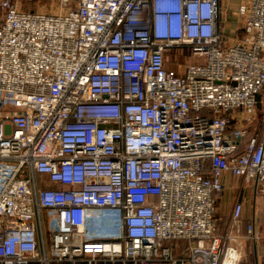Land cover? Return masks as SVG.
<instances>
[{
  "label": "built area",
  "instance_id": "obj_1",
  "mask_svg": "<svg viewBox=\"0 0 264 264\" xmlns=\"http://www.w3.org/2000/svg\"><path fill=\"white\" fill-rule=\"evenodd\" d=\"M51 1L0 0V264H239L216 198L264 196V0L231 37L221 0Z\"/></svg>",
  "mask_w": 264,
  "mask_h": 264
},
{
  "label": "crops",
  "instance_id": "obj_2",
  "mask_svg": "<svg viewBox=\"0 0 264 264\" xmlns=\"http://www.w3.org/2000/svg\"><path fill=\"white\" fill-rule=\"evenodd\" d=\"M242 2L243 0H221V8H222L221 25H222V32L225 36L228 37L234 36L235 34L234 32H236L239 26L237 9ZM223 181H224V190L221 193L217 194V198H216V200H219L218 202L219 208L227 207V205L231 201V198L233 199V203L236 199H240L243 201V208L240 219V228H241L240 234L242 236L240 242V252L242 254L245 245L248 242H252L256 250V255L254 258L255 264H264V196L254 195L253 192L252 194H250V192L242 191L243 188L238 187L239 180L232 178L230 175H225ZM47 185L52 186V184L50 183H47ZM223 196H227L229 198V201L222 205L220 200ZM227 220H229V218ZM220 222L221 221H219L218 224V230L223 231L226 226L225 227L223 226L224 228L221 227ZM248 224H253L254 232L258 236L256 240L247 238L246 235H247ZM257 260L260 263L258 262L256 263Z\"/></svg>",
  "mask_w": 264,
  "mask_h": 264
},
{
  "label": "rangeland",
  "instance_id": "obj_3",
  "mask_svg": "<svg viewBox=\"0 0 264 264\" xmlns=\"http://www.w3.org/2000/svg\"><path fill=\"white\" fill-rule=\"evenodd\" d=\"M20 2V6L25 10V11H32V10H39V11H50L51 7L53 5V2L51 0H35V3L31 4V3H26L24 0H18ZM241 182H238V187L241 188ZM244 192H250V194H252V187H247L244 186L243 190ZM221 204L223 205L224 203H227L229 201V198L227 196H223L221 198ZM219 200H217L216 202V209H217V215L220 218V224L221 227H225L227 226V219L229 218L231 209H232V204H233V199L231 198L230 203L227 205V207H220L218 205ZM249 205V203H248ZM225 223V224H224ZM223 227V228H224ZM222 228V229H223ZM221 229V230H222ZM240 252V250H239ZM255 255H256V250H255V246L252 244V242H248L243 251L242 254L240 252V263L239 264H255ZM258 262V260L256 261V263ZM260 263V262H258Z\"/></svg>",
  "mask_w": 264,
  "mask_h": 264
}]
</instances>
